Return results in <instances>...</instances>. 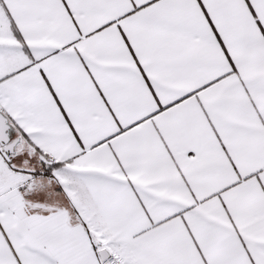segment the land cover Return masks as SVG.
<instances>
[{
	"label": "snow or ice",
	"instance_id": "6c2138e0",
	"mask_svg": "<svg viewBox=\"0 0 264 264\" xmlns=\"http://www.w3.org/2000/svg\"><path fill=\"white\" fill-rule=\"evenodd\" d=\"M0 264H264V0H0Z\"/></svg>",
	"mask_w": 264,
	"mask_h": 264
}]
</instances>
